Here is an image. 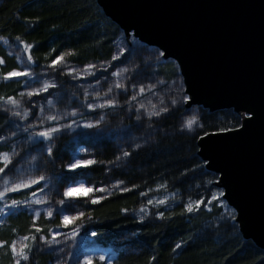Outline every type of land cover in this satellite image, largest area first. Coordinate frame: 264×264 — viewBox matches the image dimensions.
<instances>
[{"label":"trees","instance_id":"obj_1","mask_svg":"<svg viewBox=\"0 0 264 264\" xmlns=\"http://www.w3.org/2000/svg\"><path fill=\"white\" fill-rule=\"evenodd\" d=\"M0 36L9 42L23 40L32 44L28 54L33 57L35 70L67 52L75 53L65 57L64 62L68 64L106 66L97 77L98 103L103 102L104 93L114 83L126 86V92L113 88L107 97L117 99L121 107L84 110L81 114V123L87 118L93 121L104 115L99 129L83 128L76 135L64 134L52 140L54 166L45 163L47 154L41 157L44 173L50 178L60 177L62 171H66L69 156L73 155L71 143L79 151L80 158L103 162L83 167L76 174L93 188H107L108 191L98 194L106 198L97 204L85 203L84 198L76 203L80 211L92 217L84 220L82 234L85 235V230L87 235L96 232L97 236L93 237L96 244L113 250V264H150L151 257H155L151 264H264V249L244 239L234 217L224 215L220 200L211 199L218 189L215 186L217 174L207 170L197 155L198 137L238 127L241 122L238 113L232 109L210 112L201 106L186 110L181 102L184 89L176 63L164 60L156 47L133 37L125 38L96 0H0ZM121 48L125 50L123 55L113 61L112 56ZM0 58L5 61L1 66L2 74L18 69L16 59L1 46ZM124 68L128 71L122 72L119 78L112 76L113 72ZM59 79L62 84L66 83L63 76ZM149 84L155 85L152 92L146 91L131 105L127 103L141 85ZM19 90L18 83L2 84L0 96H17ZM173 98L178 101L174 107L171 105ZM79 100V105H84L81 102L84 98ZM149 101L156 105V110L168 107L169 111L149 119L141 109V121H136L137 106L143 103L151 109ZM187 113L203 127L195 126L192 131L182 128ZM6 120L7 115L0 110V136ZM137 144L141 146L138 149ZM7 150L6 144L0 146V152ZM123 151L132 154L117 161L116 157ZM118 181L123 184L112 188L111 185ZM133 185L138 187L133 188ZM120 188H132V191L121 192ZM158 193L171 194L170 203L149 206L146 214L138 215L137 210ZM29 194L18 192L12 197L24 199ZM201 199L204 203L198 210L183 211L184 204ZM160 212L164 213L163 219L158 216ZM32 217L26 210L8 214L7 222L0 227V240L11 243L27 235ZM36 224L48 235L49 229L60 224V216L48 219L42 215ZM178 243L181 247L173 251ZM42 248V244L34 246L30 264H53ZM3 251L0 264H12L11 252L6 248Z\"/></svg>","mask_w":264,"mask_h":264},{"label":"water","instance_id":"obj_2","mask_svg":"<svg viewBox=\"0 0 264 264\" xmlns=\"http://www.w3.org/2000/svg\"><path fill=\"white\" fill-rule=\"evenodd\" d=\"M127 39L156 47L178 68L184 108L232 109L235 130L199 136L244 239L264 249V0H96ZM202 138V139H201Z\"/></svg>","mask_w":264,"mask_h":264},{"label":"snow or ice","instance_id":"obj_3","mask_svg":"<svg viewBox=\"0 0 264 264\" xmlns=\"http://www.w3.org/2000/svg\"><path fill=\"white\" fill-rule=\"evenodd\" d=\"M2 39V37H0ZM19 40V37H17ZM20 43L23 44L24 50L27 52L29 51L33 45L25 43L23 40H20ZM54 51V50H53ZM124 49L121 48L120 52L117 55L112 56V60H118L121 55L124 53ZM75 55L74 52H67V53H61L59 56H56L55 59L51 61V63L48 65L49 68L56 69V67L62 63H64L65 57L66 56H71ZM161 56L164 55V53H160ZM28 63L31 64L33 63V57L31 55H28L27 57ZM5 63V61L0 58V66H2ZM102 67L105 68L106 66L102 65ZM87 69V75L89 76H95V70H96V65L94 64H89L86 66ZM128 69L124 68L119 71L113 72L112 76L119 78L121 76L122 72H127ZM33 72L28 70L27 68L23 71L13 69L10 72L0 74V80L2 81H9L12 80L13 78H19V77H25V78H31L33 77ZM67 75L73 76V78H77V76L80 75V73H76L74 69H70L67 72ZM33 83H38L37 80L35 79H29L25 82L24 84V91H20L17 93V96H0V108L3 109V112L6 113L9 117L11 118H16L19 121H27L28 118L33 115L32 111L30 108L23 107V104L25 103L24 98H32L35 96H39L42 93H48L49 89L51 88H56L57 85L55 83H49V82H44L37 88H30V84ZM97 83L99 81L97 80ZM113 88L121 89L123 91H127L126 86L121 83V82H116L114 83L113 86H110L107 89V92L104 93V100L103 102L100 103H87L86 107L89 110L94 111L95 109H116L121 107L119 101L115 98H107L109 93H112ZM155 88V85L149 84L147 86L141 85L139 87L138 92H136L134 95H132L127 103L131 105V102L137 101V98L139 96H143V94L147 92H152V90ZM91 95L88 91L84 92V96L87 99ZM19 97V98H17ZM100 99V93H96L93 96V100H99ZM190 97L187 94H184L181 97V102L184 104H187L190 101ZM29 105H31L32 101L29 99L27 101ZM48 105L51 107L53 105L52 100L47 101ZM178 101L176 99L171 100V105L174 107L176 106ZM149 104L151 102L149 101ZM161 104H163V101H161ZM10 106V107H9ZM141 109L144 110V113L147 115L149 119L152 117H159L161 116L162 113H166L169 111L168 107H160L159 110H156V105L151 104V109L146 107L145 104L140 103L137 108L136 112L137 115L135 117L136 121H141V115L139 114ZM41 113L44 112V108H40ZM129 111H131V106L129 107ZM77 115V111L73 109L70 113H65L66 117H75ZM237 116L242 119V120H252L255 118V113L246 110L245 114L243 116H240L238 113ZM65 117L57 116V115H52L49 114L46 117H43V119H40L38 123L36 124H28L26 127L23 129L20 128V125L18 123H15L12 119H8L5 122V127L9 126L13 123H15V131L11 132V136L15 137L17 135V132L22 131L24 134L27 136V141L29 145V151L32 148H38L42 153L46 152L47 154V159L45 160L46 164H51L55 165V160L53 159L54 157V152H53V147L51 146V142L54 139L55 135L60 133L64 129H72L74 126L76 127H83L87 129H99L101 123L104 121L105 117L104 115H100L98 119H95L93 121H88L83 123L82 125H78L77 122L73 119L71 120L70 123L66 124H59V121L61 119H64ZM45 121L51 122L50 125H46ZM195 126H198L200 128L203 127V125H197L196 124V119H189L184 122L182 125V128H187L189 131H192ZM40 130L36 131L34 129L38 128ZM239 127H243V125H239ZM2 130V128H0ZM230 129L224 128L221 129V131H229ZM235 130V129H232ZM205 136L209 135V133H204ZM9 139L8 136H0V146H3V142H6ZM202 139V138H201ZM135 147L138 149L141 146L139 144L135 145ZM132 153L129 151H123L121 155L116 157V160L119 161L121 157H129ZM20 153H17L15 150V147L10 149V151L7 152H0V184L3 185L2 190H0V199H6L7 198V193L10 192H19L22 189H31L33 185H36V191H30V198L26 197L24 200H12L10 204L5 205V208L13 210L12 214H15L16 210H19L20 206H28L29 208L32 205H47L49 203L47 198H42V197H37V192L43 193L45 188L39 187L41 182H45V187L48 186V183L50 182L49 177H46L45 175H40L36 178H31L29 177L27 180H17L13 182L7 175L8 171H11L13 167H15L14 163V158L19 157ZM33 161L37 160V157H32ZM97 163H103L102 161H96L94 159H89V160H80L76 159L72 162H69L66 167L71 171L75 170L80 167H88L93 164ZM109 163H114L113 161H110ZM123 184V181H118L116 185H113V187H119V185ZM85 186L84 184H76L72 187L65 188L63 192V198L60 199L57 203L61 205H66V207L60 211L67 212L71 208V204L67 203V201L75 200L77 199L76 197L72 196V193L76 191V189H83ZM138 187L137 185H133V188ZM159 187H165V185H160ZM108 191L107 188L101 187V188H92L89 187L86 189V193L88 195V199L85 200V203H88L90 201L91 204H97L101 200L105 199L106 197L104 196H94L91 195L93 192H99L103 193ZM121 192H128L132 191V188H120ZM141 195H145V193H141ZM219 195H223V193H220ZM212 200H217L218 196L213 195ZM153 200H149L148 204H153ZM166 201L163 199L156 200L155 204L156 205H162L165 204ZM204 203V201L201 200H196L194 202H188L184 204V212L187 213H192L196 210H198L201 205ZM211 203V201H209ZM5 208H0V213H3L5 211ZM122 211H126L122 210ZM140 211L142 213H145V208H141ZM41 214L46 215L47 217H52L54 215L53 209L52 208H46L43 210V213L40 210H36L35 214L32 217V224L31 228L29 230V233L27 235H24L20 238L22 243H20V246L17 247V241L13 239L11 243L8 241L0 240V248H6L8 251L11 252L12 255V264H30L32 260V252L34 246H37L39 244H43L45 246H48L51 248L53 245L59 244L61 241L57 239L59 236H63L64 240H71L73 242L77 241L79 232L81 230V226L84 222V220H91L92 217L85 212L81 211L76 213L75 215H61L60 216V224L57 225V227H64V228H69L70 226V234L69 233H61L59 231L53 232L51 229L48 230V235H45L43 233V229L38 227L36 224V221L40 217ZM182 214V213H181ZM158 216L163 219L164 218V213L160 212L158 213ZM141 220H143V216L141 217ZM77 222H80L79 224ZM3 226V221H0V227ZM12 231L15 233L17 230L14 228ZM91 235L93 237L97 236L96 232H92ZM28 241H31V243H28ZM89 244H95V241H89L87 239V233L85 230V238L79 241V247L75 252H70L69 256L74 258V264H95L96 260L98 259L101 264H112V260L108 259L105 255H100L96 257L93 254L95 249L88 248ZM181 247V244H176L175 248L173 251H176V249H179ZM83 249V250H81ZM61 252L64 251L63 248L60 249ZM155 257L150 258V264L151 261L154 260ZM57 264H61V262L58 260Z\"/></svg>","mask_w":264,"mask_h":264},{"label":"rangeland","instance_id":"obj_4","mask_svg":"<svg viewBox=\"0 0 264 264\" xmlns=\"http://www.w3.org/2000/svg\"><path fill=\"white\" fill-rule=\"evenodd\" d=\"M1 37V36H0ZM0 46L1 48H3L6 53L12 57H14L16 59V62L18 64V69L20 71L25 70L26 68L28 70H30L31 72H33V77L31 78H25V77H19V78H13L12 80L9 81H2L0 80V85L2 84H6L9 82H15L18 83V86L20 87V91H24V84L27 80L29 79H35L38 81V83H33L30 84V88H37L39 87L41 84H43L44 82H49V83H55L57 85L56 88H51L49 89L48 93H42L39 96H35L32 98H28L25 97L24 101L25 103L23 104V107H27L30 108L33 115H31L27 121H19L16 118H11L7 115L8 119H12L13 121H15V123H18L20 125V128L23 129L24 127H26L28 124H36L38 123V121L40 119H43V117H46L49 114L52 115H57V116H61V117H65L64 119H61L59 121V124H66V123H70L71 120H75L77 122L78 125H82L83 123L80 122V116L81 114H83L86 110L88 111H92L87 109L86 104L87 103H98L97 100H93V96L97 93V90H95L97 88V77L99 75V73L101 71L104 70V68H102L101 65L96 66V70H95V76H89L87 75V69L86 66L85 67H78L72 64H68L66 62L58 65L56 67V69H52L49 68L48 65L41 67L40 69L35 70L32 63L29 64L28 63V51L26 52L24 50V46L23 44H21L20 42L16 41V42H9L6 38L0 39ZM177 66V65H176ZM70 69H74L76 73H80L79 76H77V78H73V76L71 75H67L68 70ZM0 74H2L1 72V66H0ZM60 76L64 77V81H66L65 84H62L60 81ZM70 87V90H67ZM78 91V92H77ZM88 91L91 95H89V97H87V99L84 96V92ZM80 92V93H79ZM68 94V95H67ZM64 97H69L68 100H66ZM19 98V97H17ZM80 98H84V100H81L82 104L84 105H79L80 104ZM31 99L32 103L31 105H29L27 103V101ZM48 100H52L53 105L50 107L47 103ZM72 101H75L74 103H71ZM79 101V102H78ZM10 107V106H9ZM43 107L44 108V112L41 113L40 108ZM196 107V106H193ZM192 108V107H190ZM188 108V109H190ZM73 109H75L77 111V115L75 117H66L65 113H70ZM186 109V110H188ZM1 111H3L2 108H0ZM243 116V115H241ZM192 119L191 116L189 115V113H187L184 117V119L182 120V125L184 124L185 121ZM91 117L86 119V122L91 121ZM15 123L6 126L3 134L1 136H8L9 139L6 142H3V144H6L8 147L7 151H10V149H12L13 147H15V150L17 153H20L19 157H15L14 158V163H15V167H13L11 169V171L7 172L8 177L13 181H17L20 179L23 180H27L29 177L31 178H36L40 175H45L46 177H49L46 175V173H44V170L42 168V161H41V157L45 156L46 152H41L38 148H32L29 151V145H28V141H27V136L26 134H24L22 131L17 132V135L15 137L11 136V132L15 131ZM46 125H50L51 122L45 121ZM83 129V127H76L74 126L72 129H64L62 130L60 133L56 134L54 139L58 138L61 135L64 134H71V135H76L78 131H81ZM36 131L40 130L39 127L34 129ZM53 139V140H54ZM73 139H75V136L73 137ZM7 151H3V152H7ZM70 152L73 153L70 154L69 156V162H72L76 159H80V160H84L82 158H80L77 154L79 151L76 150V148L74 147V143H71V148H70ZM37 157L36 161L32 160V157ZM65 159H62V162H65ZM68 162V163H69ZM81 168H77L75 170H69L66 167V171H62L63 174L62 176H51V178L49 177L50 182L48 183V186L45 187V182H41V184L39 185V187H43L45 188L43 193L37 192V197H42V198H47L49 203L47 205H32L30 208L28 206H20L19 210H26L27 212H29L30 214L34 215L36 210H40L43 213V210L46 208H52L54 215H75L78 212H81L79 210V208L77 207V203L76 201L78 199L84 198V199H88V195L86 193V189L91 187L90 185L86 184L84 181L80 180V177L77 173V171H79ZM84 184V188L83 189H76V191H74L72 193L73 197H76L77 199L75 200H71V201H67V203H70L72 206L71 208L67 211H60L62 209H64L66 207V205H61L59 203H57L60 199L63 198V192L65 190V188L68 187H72L76 184ZM112 184V188H113ZM111 186L109 188H111ZM3 185L0 184V190H2ZM37 186L33 185L32 188L29 189H22L19 192H22L24 194L26 193H30V191H36ZM93 188V187H92ZM218 188V187H217ZM95 189V188H94ZM18 192H10L7 193V198L6 199H0V208H5V205H8L11 203L12 200H24V199H16L15 197H12L13 194H16ZM220 193H222V190L220 188H218L215 191V195L218 196V199L220 200V204L223 207L224 210V215H226V217H235V212L234 210L225 202V200L222 198L221 195H219ZM99 192H93L91 195L97 196L98 197ZM213 194V195H214ZM28 198H30V194L28 196ZM172 198L171 194H167V193H158V194H154L152 195L149 200H153L154 203L153 204H147L145 206H142L143 208H145V212H148V207L149 206H157L155 204L156 200H160L163 199L166 201L165 204L162 205H168ZM140 207L137 210V214L138 215H142L145 213H142L140 211V209L142 208ZM13 213V210L7 209L5 208V211L3 213H0V221H3V224L7 222V215ZM44 216L46 218H52V217H47L44 214H41L40 216ZM234 221V218H233ZM78 224L80 222H77ZM71 227V226H70ZM70 227L69 228H64V227H54V229H51L53 232H61V233H69L70 234ZM21 236L17 237L15 240L18 242L17 243V247L20 246V243H22V241L20 240ZM85 235L82 234L81 230L79 232V236L77 241L73 242L71 240H64L63 236H59L57 237L58 240H60L61 242L57 245H53L51 248H49L48 246H45L42 244V246L44 248H42V250L44 252H47L48 255L51 257L52 263L53 264H57V261L59 260L61 262V264H69L70 262H73L74 264V258L69 256L70 252H75L77 250V248L80 246L79 245V241L84 239ZM87 239L89 241H94L93 236L91 234L87 235ZM28 243H31V241H28ZM63 248L64 251L61 252L60 249ZM88 248L91 249H95L94 253H90L95 255L96 257L100 256V255H105L108 259H113L114 256V252L111 248L108 247H101L98 246L95 242V244H89ZM83 250V249H81ZM0 252L4 253L3 248H0ZM96 262H100L98 259L96 260ZM113 264V263H112Z\"/></svg>","mask_w":264,"mask_h":264}]
</instances>
